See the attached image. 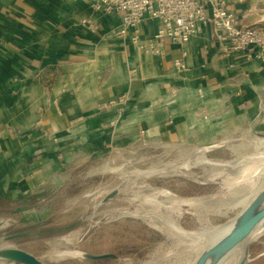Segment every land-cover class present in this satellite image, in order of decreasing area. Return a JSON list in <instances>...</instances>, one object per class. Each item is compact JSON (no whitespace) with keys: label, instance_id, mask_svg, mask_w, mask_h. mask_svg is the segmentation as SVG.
I'll return each mask as SVG.
<instances>
[{"label":"crops","instance_id":"1","mask_svg":"<svg viewBox=\"0 0 264 264\" xmlns=\"http://www.w3.org/2000/svg\"><path fill=\"white\" fill-rule=\"evenodd\" d=\"M92 1L0 0V211L159 147L247 150L264 137V61L223 55L212 25L185 47L141 53L129 32L113 34L122 15ZM228 1L239 25L264 23V0ZM158 27L147 19L144 38Z\"/></svg>","mask_w":264,"mask_h":264},{"label":"rangeland","instance_id":"2","mask_svg":"<svg viewBox=\"0 0 264 264\" xmlns=\"http://www.w3.org/2000/svg\"><path fill=\"white\" fill-rule=\"evenodd\" d=\"M260 138L253 137L247 150L245 144L234 150V143L207 153L193 146L174 151L159 147L128 157L116 171L77 178L49 199L43 192L32 206L0 211V235L40 222L48 224L35 231L78 220L80 225L51 237L0 238V247L21 249L45 264H190L208 246L207 239L212 240L210 230L231 223L243 210L241 202H250L258 187H264V145L256 142ZM202 155L212 164L196 162ZM114 189L117 196L101 205ZM69 251L112 253L119 260L62 256ZM250 255L248 264H264V233L251 242Z\"/></svg>","mask_w":264,"mask_h":264},{"label":"built area","instance_id":"3","mask_svg":"<svg viewBox=\"0 0 264 264\" xmlns=\"http://www.w3.org/2000/svg\"><path fill=\"white\" fill-rule=\"evenodd\" d=\"M91 9L94 13L121 14L122 25L113 34L125 36L129 32L132 44L144 54L162 56L166 41L185 47L201 26L212 25L223 55L243 53L264 61V26L239 25L228 0H93ZM147 19L158 21L159 27L155 35L144 38L142 26ZM80 23L95 28L90 17H83ZM186 56L183 50L173 61L178 71L186 69Z\"/></svg>","mask_w":264,"mask_h":264},{"label":"water","instance_id":"4","mask_svg":"<svg viewBox=\"0 0 264 264\" xmlns=\"http://www.w3.org/2000/svg\"><path fill=\"white\" fill-rule=\"evenodd\" d=\"M212 149H214V147H207L204 148L203 151L206 153ZM118 193V189H114L107 193V195L102 199L101 205L109 203L117 196ZM36 201H39V199H23L19 201L17 205L32 206ZM237 217L238 218H236L237 221L234 227L220 238L216 240L214 239L215 242H212L211 240L209 242V244L212 242L211 245L209 246L208 244V246L199 253L194 264H223L228 256H230L236 248L242 244L244 246V254L236 264H248L251 261L250 244L254 239L264 233V188L261 192L253 196L249 204L243 208ZM80 223L81 220H78L63 227L35 231V228H44L48 224V222H40L36 225L16 230L9 236H6L5 234L0 235V238L5 241H12L31 237H51L70 232L78 227ZM260 229L263 232L259 231ZM81 253L82 258L91 261H100L105 259L119 260V257L112 253ZM0 261L16 264H45L39 258L28 252L6 245L0 247Z\"/></svg>","mask_w":264,"mask_h":264},{"label":"bare ground","instance_id":"5","mask_svg":"<svg viewBox=\"0 0 264 264\" xmlns=\"http://www.w3.org/2000/svg\"><path fill=\"white\" fill-rule=\"evenodd\" d=\"M254 141V140H253ZM258 143V145H264V139L263 138H260V139H257L256 141ZM253 143V142H252ZM257 145V146H258ZM255 146V145H253ZM260 151V150H259ZM198 163H202V164H212L208 158L205 156V155H202L201 157L198 158V160L196 161ZM188 165V164H187ZM252 173V172H251ZM264 187H258V189L255 191V193H253L254 195L258 194L259 192H261V190L263 189ZM259 191V192H258ZM258 192V193H257ZM160 194H163L164 196H166L167 198H173L171 197L172 195L169 193V192H161ZM253 195V196H254ZM154 198V197H153ZM176 198V197H175ZM253 198V197H252ZM160 202V201H159ZM161 203V202H160ZM159 203V204H160ZM249 204V202L247 203V201L245 202H241L240 205H244L243 208H245L247 205ZM166 206V205H165ZM238 218V217H237ZM237 219H234L231 223H228L227 225L225 224L224 226H221V227H218V228H214L213 230L211 229L210 230V233L208 234L209 236H212V242H215L216 239L220 238L222 235L228 233L235 225ZM5 225V224H4ZM261 231V229L259 230ZM263 232V231H261ZM76 235H74L75 237ZM209 238V237H208ZM215 239V240H214ZM209 243L210 238L207 239ZM211 242V243H212ZM211 243L209 244V246L211 245ZM4 246V245H3ZM204 247V245L202 247H200L199 249L201 250L202 248ZM244 254V246L243 244L240 245L238 248H236V250L230 255L228 256V258L225 260V262L223 264H228V262L230 263H237L243 256ZM62 256H79L82 258V253L81 252H72V251H69V252H66L64 254H62ZM237 258V260H235ZM235 260V261H234ZM195 260L193 262H191L190 264H194ZM212 264V263H210Z\"/></svg>","mask_w":264,"mask_h":264}]
</instances>
